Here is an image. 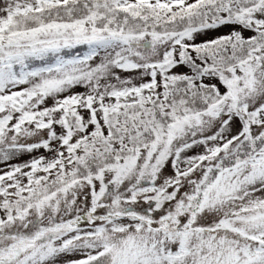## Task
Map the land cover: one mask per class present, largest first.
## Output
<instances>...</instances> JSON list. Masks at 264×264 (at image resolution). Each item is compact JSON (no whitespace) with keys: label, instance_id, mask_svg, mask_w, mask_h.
I'll return each instance as SVG.
<instances>
[{"label":"snow or ice","instance_id":"snow-or-ice-1","mask_svg":"<svg viewBox=\"0 0 264 264\" xmlns=\"http://www.w3.org/2000/svg\"><path fill=\"white\" fill-rule=\"evenodd\" d=\"M0 264H264V0H0Z\"/></svg>","mask_w":264,"mask_h":264},{"label":"rangeland","instance_id":"rangeland-1","mask_svg":"<svg viewBox=\"0 0 264 264\" xmlns=\"http://www.w3.org/2000/svg\"><path fill=\"white\" fill-rule=\"evenodd\" d=\"M80 90H82V89H80Z\"/></svg>","mask_w":264,"mask_h":264}]
</instances>
